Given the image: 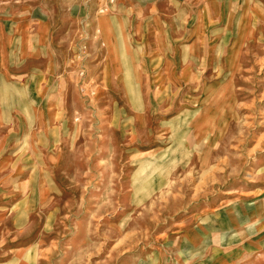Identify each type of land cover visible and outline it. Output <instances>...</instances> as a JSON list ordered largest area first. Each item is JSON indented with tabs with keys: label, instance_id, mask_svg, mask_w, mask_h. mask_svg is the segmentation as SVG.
Segmentation results:
<instances>
[{
	"label": "rangeland",
	"instance_id": "rangeland-1",
	"mask_svg": "<svg viewBox=\"0 0 264 264\" xmlns=\"http://www.w3.org/2000/svg\"><path fill=\"white\" fill-rule=\"evenodd\" d=\"M15 18L51 40L0 54V264H264V0Z\"/></svg>",
	"mask_w": 264,
	"mask_h": 264
},
{
	"label": "crops",
	"instance_id": "crops-1",
	"mask_svg": "<svg viewBox=\"0 0 264 264\" xmlns=\"http://www.w3.org/2000/svg\"><path fill=\"white\" fill-rule=\"evenodd\" d=\"M16 31H13L14 35H8L5 31L0 33V54L7 50L9 45L13 43H18L16 48L20 53L21 58H25L29 52H33L40 45H46L51 40L50 29L47 25L41 24L38 26L34 23L33 20H28L26 18H15ZM107 52V50H106ZM150 54L153 53L154 57H158L159 50L158 48L150 49L148 51ZM1 57V56H0ZM114 66H118V64ZM162 75L158 76L155 82L161 80ZM167 81L174 83L178 82V79H171L170 76L167 77ZM142 82V81H141ZM144 82V81H143Z\"/></svg>",
	"mask_w": 264,
	"mask_h": 264
},
{
	"label": "built area",
	"instance_id": "built-area-1",
	"mask_svg": "<svg viewBox=\"0 0 264 264\" xmlns=\"http://www.w3.org/2000/svg\"><path fill=\"white\" fill-rule=\"evenodd\" d=\"M80 75H81V77H83L84 73L81 71Z\"/></svg>",
	"mask_w": 264,
	"mask_h": 264
}]
</instances>
